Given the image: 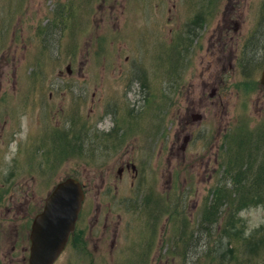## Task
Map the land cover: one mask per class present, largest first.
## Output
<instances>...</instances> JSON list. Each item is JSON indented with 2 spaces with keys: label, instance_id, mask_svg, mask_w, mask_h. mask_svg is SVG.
<instances>
[{
  "label": "rangeland",
  "instance_id": "1",
  "mask_svg": "<svg viewBox=\"0 0 264 264\" xmlns=\"http://www.w3.org/2000/svg\"><path fill=\"white\" fill-rule=\"evenodd\" d=\"M263 68L264 0H0V264H29L68 177L88 199L54 264H217L198 225L238 150L264 149ZM238 215L250 233L264 204Z\"/></svg>",
  "mask_w": 264,
  "mask_h": 264
},
{
  "label": "trees",
  "instance_id": "2",
  "mask_svg": "<svg viewBox=\"0 0 264 264\" xmlns=\"http://www.w3.org/2000/svg\"><path fill=\"white\" fill-rule=\"evenodd\" d=\"M262 134L264 144V130L260 136ZM245 140L249 142V138ZM255 148L259 154L255 153ZM238 154V162L232 160L237 169L234 174L231 172L228 181L223 180L213 188L198 226L210 236L219 232V241L209 243L210 253L217 264L219 259L226 260L223 264H264V224L248 233L244 220L238 215L247 207L264 204V149L249 145L246 154L241 150ZM229 181L230 186L227 185ZM156 218H161V211ZM224 246H227L226 250Z\"/></svg>",
  "mask_w": 264,
  "mask_h": 264
},
{
  "label": "water",
  "instance_id": "3",
  "mask_svg": "<svg viewBox=\"0 0 264 264\" xmlns=\"http://www.w3.org/2000/svg\"><path fill=\"white\" fill-rule=\"evenodd\" d=\"M260 82L264 87V68ZM84 199V188L77 178L68 177L55 185L32 223L29 264L57 261L76 229Z\"/></svg>",
  "mask_w": 264,
  "mask_h": 264
},
{
  "label": "flooded vegetation",
  "instance_id": "4",
  "mask_svg": "<svg viewBox=\"0 0 264 264\" xmlns=\"http://www.w3.org/2000/svg\"><path fill=\"white\" fill-rule=\"evenodd\" d=\"M244 53L245 52H247V50H246V45L244 46V48H243V50H242ZM240 56V55H239ZM233 65H235L234 63H233ZM232 65V66H233ZM173 76H175L176 77V74H173ZM210 83V84H209ZM221 83H223V81L222 80H214V81H207L206 83H205V85H204V88H203V96L205 95V92L207 91V88H210L211 89V92H210V94H209V96H208V98L206 99V101H205V104H213V102H211L210 101V97L211 98H215V97H221V87H220V84ZM199 117H201V119H203V118H205V114H194V118H199ZM158 125V124H157ZM191 137V136H190ZM187 138H188V136H186V138H185V140H187ZM139 168L140 167H138L137 168V166L135 165V163H134V161H128V163H127V166H126V169L124 170L123 169V167H122V169H120L119 170V174H120V178L122 179L123 178V176L122 175H124L125 173L124 172H126L127 170L128 171H132V175H133V180L130 182V186L132 187V189L134 188V186L136 185V179H137V177H138V171H139ZM13 170V169H12ZM13 171H15L14 173L12 172L11 173V183H12V188H13V185L17 182V177L19 176V174L18 173H20L21 174V172H19L18 170H13ZM1 174V173H0ZM42 175H45L44 173L42 174ZM0 179H3L4 180V178H1V176H0ZM7 185H8V182L6 181V180H4L3 182H0V192L1 191H6V188H8L7 187ZM17 187H18V185L16 184L15 186H14V188H13V191L14 190H17ZM24 187V186H23ZM109 190L111 189V188H108ZM108 193H109V191H108ZM122 196H124L125 198H129V194L128 193H126V194H122ZM0 198H3L2 196L0 197ZM87 199H88V196H87V193L85 192V202H84V205L86 204V202H87ZM112 200L114 201V203L116 202V198H112ZM119 200H121V198L119 199ZM113 202H110V203H108V206H112V204H114ZM28 204H29V202H28ZM31 204L32 203H30L29 204V206H31ZM45 204V203H44ZM29 206H27V208H28V213H32L33 211H34V209L31 207V209H30V211H29ZM94 206H101L100 204H95ZM148 206H152L151 204H149ZM43 207H44V205H43ZM43 207H42V209H43ZM42 211V210H41ZM40 211V212H41ZM37 214H38V212H37ZM79 221H80V218H79ZM79 221H78V224H77V226L79 225ZM32 227V226H31ZM77 228V227H76ZM76 231V230H75ZM74 235V234H73ZM72 235V236H73ZM72 236H71V239H72ZM71 241V240H70ZM70 241H69V243H70ZM69 243H68V245H69ZM67 245V246H68Z\"/></svg>",
  "mask_w": 264,
  "mask_h": 264
}]
</instances>
